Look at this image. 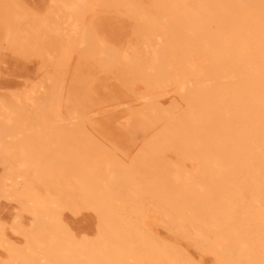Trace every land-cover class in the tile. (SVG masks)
Returning a JSON list of instances; mask_svg holds the SVG:
<instances>
[{
	"label": "bare ground",
	"instance_id": "obj_1",
	"mask_svg": "<svg viewBox=\"0 0 264 264\" xmlns=\"http://www.w3.org/2000/svg\"><path fill=\"white\" fill-rule=\"evenodd\" d=\"M232 8L264 28V0H66L44 18L5 23L0 47L38 57L45 76L38 96L0 100V196H17L29 216L22 225L13 210L7 227L21 246L0 223V264H195L158 236L150 211L213 264H264V41L226 31ZM87 10L133 22L121 50L100 53L122 81L141 84L131 93L144 101L127 106L122 126L141 135L129 157L66 96L65 64L89 46ZM83 210L96 216L92 236L64 219Z\"/></svg>",
	"mask_w": 264,
	"mask_h": 264
},
{
	"label": "rangeland",
	"instance_id": "obj_2",
	"mask_svg": "<svg viewBox=\"0 0 264 264\" xmlns=\"http://www.w3.org/2000/svg\"><path fill=\"white\" fill-rule=\"evenodd\" d=\"M56 1L57 0H55L54 2L51 0H0V25L2 24L0 26V41L3 40L4 37L3 34L6 25L5 23H23L29 20H36L37 18L41 19L42 16L44 18L45 15L49 16L53 12L52 9L55 6L60 5V1L62 3L66 0H58V4H56ZM159 1L161 3H166V1L168 0ZM213 1L217 3V0ZM48 11L51 13L48 14ZM96 11L97 10L91 12L90 10H87V13H85V15L83 16L84 26L90 27H88L89 29H87L88 32H90L86 39V43L89 44L88 48L80 49L83 52H81L80 50L79 52L77 51L76 54L70 59L69 63L66 62L68 63V66L65 64L64 70L66 71L64 73V80L66 81H64V85L65 91L67 93L66 96L70 99V101L72 99L73 103L77 102L75 103L76 107L79 108V111H81L84 116L86 115L85 117H83L86 121L85 123L98 139H101L102 142L108 144V146H110L112 149L114 148V150L119 152L122 156L129 157L130 154H132V152L137 149V142H140L139 137H141V135L139 132L135 133V131L133 132L134 134H131L126 128L123 127L124 124H126V116L128 115L131 105H133L131 107L132 109L134 105L139 106L144 101L134 96V94L137 93V91L135 90L141 89V84L127 78L125 80H128V83L126 81H122L123 79L119 78L116 75L117 72H115L116 68L114 66V63H111L108 59H104L103 55H101L100 53L109 49L114 51L121 50L126 43L128 36L130 35V30H132L133 22L132 20L129 21L130 18L125 13ZM222 17L225 24V29L226 31H229L228 33L232 34L231 36L239 35L242 38H245V40H252L253 38H255L256 40H260L262 42L264 41V28L260 27L249 18H246L245 15H243L241 12L236 11L235 8L228 10V12L224 13ZM17 19L20 21H18ZM130 22L131 24H129ZM250 35L254 37H251V39L249 37ZM100 40L101 46L99 42ZM1 48L2 47H0V100H7L8 98L11 99L13 98V96L14 98L22 97L23 95L25 96V94L32 95L34 93L36 96H38L40 93H42L43 89L38 92V90H40L41 88H38L39 81H42L45 76V67H42L43 64L41 60H39L38 57L27 54L23 51L11 52L7 51L8 48ZM94 48L99 55L94 51ZM230 48L235 53L240 52L239 46H236L235 44L231 45ZM22 52L25 55L21 54ZM98 57L101 58V61H99ZM102 58L104 59V62L108 61V67L106 63H102ZM87 60H89V62ZM118 78L121 80L118 81ZM31 85L34 89L31 87ZM34 86H36L37 88H35ZM128 87L130 88L129 90ZM29 90H32V92L34 93ZM131 92L134 94H132ZM94 97L97 99H95ZM94 111L98 114H96ZM92 113L93 116H96L93 117ZM90 116H92V118H90ZM1 172L2 167L0 165V177ZM27 191L29 192V194H31L34 191V187L27 186ZM11 196L13 197V195ZM0 197L5 198L3 200H6L3 201L2 198H0V223L6 227V232L8 233L9 239L12 244H15L14 246H21L23 244V238L18 234L13 235L14 233H11L10 230L7 229V227L9 228V226L11 225L10 223L15 220V216L19 215L17 213H20L17 218H19V223L22 225L28 224L29 216L26 213L23 214L24 210L22 212L20 211L22 210L23 206L21 203H19V198L17 196H14L12 198L10 196L7 197V195H1ZM8 200H10V202H8ZM14 201L15 203H13ZM13 210H16L17 215ZM149 217L150 219L153 218L155 220H151L153 222L152 227L154 228L158 236L167 238V240L170 241L171 244L176 245V247L180 249L187 257H191L190 259H192L195 264L214 263V257L203 252L200 249V251L196 250V246L193 241L182 239L181 237L178 238L173 233L171 234L169 233V231H165V228H161L163 226H160V224L162 223H160V220L158 221L160 217L156 213L150 211ZM64 219L72 232L76 233V235L79 237L83 235L92 236L95 231L96 226L94 224H96V216L89 210H83L80 213H72L67 211L64 213ZM157 222H159V226L157 225ZM196 251L199 253H197ZM193 252L194 256H192ZM4 255L5 253L3 249L0 248V257L4 258Z\"/></svg>",
	"mask_w": 264,
	"mask_h": 264
}]
</instances>
